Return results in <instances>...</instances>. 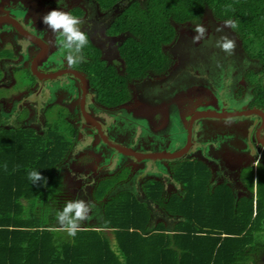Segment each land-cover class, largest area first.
Instances as JSON below:
<instances>
[{"label":"trees","instance_id":"trees-1","mask_svg":"<svg viewBox=\"0 0 264 264\" xmlns=\"http://www.w3.org/2000/svg\"><path fill=\"white\" fill-rule=\"evenodd\" d=\"M100 1L108 8L118 0ZM206 11L233 21L244 48L262 64L260 79L249 82L256 102L264 104V0H146L145 8L134 2L112 26L115 33L130 30L140 39L122 48L127 73L140 77L164 66L158 62L162 46L175 38L172 23L194 21ZM152 60L156 63H144ZM102 69V63H92L87 71L101 91L111 92H102L101 101L111 111L121 110L131 102L126 77L111 66ZM108 79L116 83L110 86ZM75 136L59 123L46 136L0 129V264H258L254 256L264 248V176L258 177L257 198L236 200L226 186L209 189L213 172L203 160L177 161L169 168L184 194L166 199L163 183L156 180L143 186L147 200L179 219L172 232L163 223L151 227L148 201L130 191L107 198L97 227L87 226L75 238L56 231V213L63 206L49 203L59 183L55 169ZM246 168L243 180L253 190L259 170ZM31 170L41 172L47 183L33 185ZM115 182L102 183L96 200L102 201Z\"/></svg>","mask_w":264,"mask_h":264},{"label":"flooded vegetation","instance_id":"flooded-vegetation-1","mask_svg":"<svg viewBox=\"0 0 264 264\" xmlns=\"http://www.w3.org/2000/svg\"><path fill=\"white\" fill-rule=\"evenodd\" d=\"M134 2H137L141 8L146 7V0H118L108 8L103 6L100 0H0V129H14L16 131L26 129L32 130L41 136H46L59 123L66 127L70 134L75 133L73 146L55 169V173L59 176V183L52 194L51 204L54 207L57 205L63 206L66 201L76 200L78 193L82 190L85 191L87 197V193H89L90 196L88 198L93 197L96 203L105 202L107 198L114 196L112 194L113 191L123 182L118 180L123 172H126L127 176L131 175L129 181H132L134 172H138L140 167L148 161L139 163L133 156H130L129 169L125 168L123 172L118 171L117 173L109 174L107 170L104 172L99 170V165L104 159L102 155L96 154L93 150L83 151L77 146V143L82 141L83 136L92 137L91 133L96 130V127L87 123L86 113L93 115L100 126L106 119L105 117L109 118L113 115L110 106L101 101L102 91L99 86L95 85L96 77L87 71L88 66L92 63H103L105 65L104 68L111 66L119 76L126 77V88L129 91V97L131 95L129 99L132 100L128 108H132L133 112H128L127 109H124L126 110L125 113H130L142 120L148 118L149 122L152 123L153 130H156L155 125L157 123H159L158 126L160 127L167 124V120L169 123L171 113L168 117L165 116V106L168 104H175L174 108L176 109L177 107L180 117L182 115L185 121L188 118V123L190 114L193 115V118L201 116L209 106L214 104L219 107L230 105L229 112L225 116L230 113H237L239 116L251 114L248 117L237 120V122L242 125L239 126L238 124V127H241V131L244 132L245 136L249 133L250 125L254 126V129L251 128V137H257V139L255 140V150L253 152L237 153L232 148H229L226 153L224 152L225 149H223V152L217 154L219 161L211 158L203 159L197 151L191 149L189 155L196 154L197 157L190 160H203L211 167L213 181H210V184H212H209V189L212 188L214 190L220 186H226L231 189L236 200L257 198L258 189L251 190L248 187V184L243 180L244 174L242 171L245 168L243 165L254 161L258 166V176L260 174L264 176V146L260 145V140H264V104L256 102L254 86L246 78L247 72L243 75V79L238 82L236 93L234 94L238 105L234 104L232 106L228 102H220L213 92L205 88H202L203 92L199 93V95H197V89L195 88L188 90L191 91L192 98L186 103L183 102L186 97L177 99L179 95H185L188 92L185 90H180L174 94V100L166 99L159 102H149L143 93L144 88L148 85L156 86L155 89L164 87L163 85L171 81L178 72L184 71L182 68L185 64L189 62L196 63L195 58L191 56V53L193 54L194 52L192 48L205 39L209 40L215 33H219L221 36L227 35L235 41V47L238 50L242 49L249 55L248 50L242 44L240 36L233 28H224L222 32H218L217 28L222 27L227 20L219 19L212 11L204 12L199 19L194 21L172 23L175 30V38L170 43L162 46V60L158 62L165 63V65L161 68H149L142 76H132V78L127 73L126 60L121 52L124 44L129 42L130 39L138 42H140V39L130 30L115 33L112 30V26L118 17ZM52 10L70 12L72 15L80 17L83 21L81 30L87 33L89 45L88 48L86 47L83 50L85 60L79 65L76 64L69 67L64 59V53L61 50L56 52L58 48L49 43L54 41L55 37L43 23L42 18ZM197 24L204 25L207 33L205 38L199 43H193L192 37L195 35L193 28ZM59 56L61 57L57 58L58 62L55 63L54 58ZM117 63H123V65L121 66V64ZM144 63H156V60ZM104 68L102 72L105 70ZM33 70L35 72L39 71L43 75H54L55 78L41 79L34 74ZM65 77L68 78L66 81L74 80L71 83L74 94L69 93L60 103L51 100L48 87L42 88L44 85L41 83L37 84V82H42L43 80L63 81ZM60 83L69 85L68 82ZM130 86L134 93H131ZM41 90L44 91L40 96L44 102L42 109L39 107L38 98L36 99L32 96V94L39 96ZM21 103H26L25 107L30 112V118L27 116L28 119H26V116H23L17 108ZM58 104L61 105L58 106ZM140 105H145L147 108H140ZM105 107L109 108V110H105ZM210 113L217 115L219 112L213 109V112ZM210 113L207 112L206 115H210ZM209 127L211 128L210 125ZM258 131L259 137L257 136ZM107 139L112 140L111 138ZM113 143L122 147L114 141ZM93 145L107 153L109 151L108 148H110L102 137L98 135L96 140L93 139ZM124 145L131 147L135 151L148 153L138 149L137 145ZM185 147L186 145L183 146V148ZM73 148L79 149L78 152L80 153L74 154ZM116 151L113 150V152ZM238 157L245 160L241 163ZM175 162L173 161L174 164ZM106 166H109V164ZM140 174L142 180H139V184L141 181L139 189L143 192V186L147 181L156 180L164 185L163 196L180 193L177 186L179 184L173 185L166 178L149 176L145 171ZM112 179L117 181L113 189L109 190L102 201L96 200L95 193L97 188L102 183L110 182ZM180 187L182 189L180 194H184V186L180 184ZM259 250V252H263L264 248ZM259 252L255 254L254 258L258 264H264V254L261 255L262 253Z\"/></svg>","mask_w":264,"mask_h":264},{"label":"rangeland","instance_id":"rangeland-1","mask_svg":"<svg viewBox=\"0 0 264 264\" xmlns=\"http://www.w3.org/2000/svg\"><path fill=\"white\" fill-rule=\"evenodd\" d=\"M63 4H64V1H63ZM220 37H221V35L219 33H215V34H213V36L209 40L205 39L199 45L193 47L192 50L194 52H193V54L191 53V56L193 58H195V60L197 62L196 63L189 62V63L185 64L184 67L182 68V69H184V71L178 72L175 75V77H173V79H171L172 82L171 81L166 82L163 85L164 87H159V89H157V88L155 89L156 86L153 87L152 85H148L147 87H145L143 93H144V97L146 98V100H148L149 102H159V101L166 100V99L167 100H174L175 96L173 98V95L176 94L178 91H180V90L188 91V90H192L194 88L197 89L196 93H198L197 95H199V93L203 92L202 88H205V89L213 92L214 96L216 98H218V100L220 102H228L232 106L234 104H237V101L235 100L236 97L234 94L236 93L238 82L241 79H243V75L245 74V72H247L246 75H248V78L246 75L245 76L248 80H249V78L253 82H255L256 80H259L260 78H257V75L259 77H260V75H259V72H257V70L261 69L262 64L260 63L259 60H257V58L249 56L247 53H245V51H243L242 49L238 50V48H236V47H235L232 55H228V54L224 53L221 49L216 47V42ZM27 44L28 43L26 41V45ZM59 51H60V49L56 50V52H59ZM60 57L61 56L54 58V62L57 63L58 62L57 58H60ZM117 64H121V66L123 65V63H117ZM102 65L104 68L105 65L103 63H102ZM252 71H254V73ZM67 79L68 78L65 77L63 81H57V80H55V81H44L43 80L42 82H40V81L37 82V84L41 83L42 85H44V86H42V88L48 87V90H50L51 100L56 101V103H58V102L60 103L61 101H63L64 97L69 95V93L74 94L73 86L71 84L72 81H74V80H71L69 82V81H66ZM60 82H68L69 85H66V84H63ZM108 83L111 86V84L116 83V81L113 79H108L107 84ZM105 90L106 89H104V91H102L103 94H104ZM130 91H131V93H134L131 86H130ZM43 92L44 91L41 90L39 96L32 94L33 98H36V99L38 98V101H39L38 103H39L40 109H42L44 106L43 105L44 102L42 101V97H40ZM190 92L191 91L186 92L185 95L184 94L179 95L177 97V99H179L180 97H183V98L186 97L185 100L183 101L184 103H186V101H188L192 98V94H190ZM105 93H111V92L109 90H106ZM196 93H194V94H196ZM130 97H131V95H130ZM131 102H132V100H131ZM131 102L128 105L124 106V108L121 110L111 111L112 113L114 112L112 115L113 116L112 118H117V116H118L117 114H120V115H122V117H120V121H123V119L125 117L127 119L126 121H128L132 127L136 128L137 131H140V136L137 138L145 139V144H149L152 146H156V145L160 144V140L162 139L161 138L162 134H160V133L164 132V134H165V128L166 127H167L169 132H175L174 131L175 125L180 123V115H179V112L177 111V107L175 109L174 108L175 104H168L167 106H165V109H166V115L165 116L168 117L171 113V116L169 118V123L167 120V124H164L165 128H162L156 134L157 131L153 130V126H152L151 122H149L147 120L145 121V120L136 118L134 115H131L130 113H127V114L125 113L124 109H127L128 112H133L132 108L131 109L128 108V106L131 105ZM25 104L26 103H21L20 105L17 106V108L20 110V112L23 114V116H26L25 118L28 119V118H30L31 115H30V112L26 109ZM60 105L58 104V106H60ZM61 107H63V106H61ZM143 107H146V106L140 105V108H143ZM105 110H107V109H105ZM105 110H103V111L108 113ZM214 111H215V109H214ZM104 112H101V113H104ZM27 116H29V117L27 118ZM105 118L108 119V117H105ZM187 121H188V118H187ZM12 123H15V122H12ZM165 123H166V119H165ZM123 125L115 128V129H118V133L119 132L125 133L126 131H128V130H124V128H126V127H122ZM111 127H113V126H111ZM183 128H185V127H183ZM120 129H122V130H120ZM177 131L181 132L180 126L178 127ZM111 132H112V129H110V131L107 134H109V136H110ZM229 136H231V137L229 138ZM235 138H238L239 142L247 143L246 138L243 135H234L233 133L228 132V131L224 132V133L219 131V132L211 133L210 138L205 139L203 141V144L205 147L208 148V152L211 153L210 154L211 157L213 159L217 160V154L220 151H222L226 145H229L233 150L238 151V148L235 147L237 145L234 143V141H236ZM150 139L152 140V142L147 143ZM185 140H186V137L184 138V142H185ZM184 142L182 141L183 144H184ZM133 143H135L133 138H130L129 141H127V144L133 145ZM124 144H126V142ZM92 145H93V138L90 136H83L82 141H79V143H77V146L80 149H83V151L91 150L90 147ZM167 147H170V146H162V147H159L157 150H154L155 148L151 147L152 150H148L147 152H149V153H152L155 151L163 152L164 150H166ZM161 148H164V150ZM176 148L177 147H175V146H171L169 149H170V151H175ZM73 149H74V154L80 153V152H78L79 149L78 150H77V148H73ZM75 151H77V152H75ZM228 151L229 150H227L226 152H228ZM105 153H107V152H105ZM206 153L207 152H204V155L207 156ZM87 154H89V153H87ZM96 154L101 155L100 153H96ZM118 154L119 153L117 151L116 152L108 151L107 155H108V159L109 158L110 159L109 160L103 159L99 165V170L101 172H104L105 170H107V173H109V174H114V173H117L118 171H121V170L123 172V170H125V167H124L125 164L124 163L128 162V158L124 157L122 155H120L121 156L120 157ZM232 156L236 157L235 155H232ZM196 157H197L196 154H193L192 156H190L191 159L196 158ZM238 158H239L238 160H240L239 162H241V163L243 160H245V159H241L240 157H238ZM203 159H206V157L204 156ZM107 164H109V166H106ZM251 164H255V162L254 161L247 162L245 165H243L245 167L244 169H247L246 166H251ZM146 165H147L148 169L145 170V172L148 173L149 176L156 177V178L159 177L162 179H165L168 177L169 180L172 178V173L169 169L170 167L173 168L175 166L172 160H149ZM56 172H57V170H56ZM135 174H137V172H135L134 175ZM108 176H110V175H108ZM130 176H127L126 172H123L122 176L119 177V179L123 182H121V184H119L117 186V188L113 191L112 194L116 195L119 192L121 193V192H125V191H130V192H133L134 194H137V192L140 188V185H141V181L139 184V180H142V176L137 174L135 177H133L132 181H129ZM104 177H106V176H104ZM177 186L179 187V192L181 193L182 189H181L180 185H177ZM87 194L89 197L90 194L89 193H87ZM88 197L86 196V193L84 190L80 191L78 193V196H77V199H83L85 201H93L96 205V209L92 213V219L85 221L82 226L83 227H87V226L97 227L102 222V218H103L102 206H103L104 201H102L101 203L100 202L96 203L93 197H91V198H88ZM163 197L167 198L168 196H163ZM140 199L147 200L146 196L142 197ZM147 201H148L149 207L151 205L150 209L152 211L153 225H151V227L156 226V224L158 222H164L167 224L166 226L168 227V229L172 230L174 227V224L176 223V221H178V218L170 216L164 210V208L162 206H159L157 203H153L150 200H147ZM49 202L51 203L50 200H49ZM63 206H64V204H63ZM97 229H100V228H97ZM257 251L259 252L260 250L258 249ZM259 253H262L261 255H263L264 251L263 252L261 251Z\"/></svg>","mask_w":264,"mask_h":264},{"label":"water","instance_id":"water-1","mask_svg":"<svg viewBox=\"0 0 264 264\" xmlns=\"http://www.w3.org/2000/svg\"><path fill=\"white\" fill-rule=\"evenodd\" d=\"M34 74L37 75V77L41 78V79H52L55 78L54 75H43L42 73H40L39 71L35 72L33 70ZM237 101V100H236ZM229 107L230 105H222L221 107L217 106V105H211L209 106V108L204 112V114H201V116H197L196 118H193V115L190 114L188 117L190 118V121L188 123V121H185V119L183 118V116L181 115L180 117V123L175 125L174 127V131L175 132H169L168 129H165V134L164 132H161L160 134H162V139L160 140V144L156 145V146H152L149 144H145V139L142 138H137L140 136V131H137L136 128L132 127L128 121H126L127 119L124 117L123 121H120V117H122V115L117 114V118H112L113 116H110L108 119H105L102 126H100L99 122L97 119H95L93 117V115L86 113V120L87 123L89 125H92L94 127H96V130L93 131L91 133L92 138L94 140H96L97 135L101 136L102 139L109 145L110 148H108L109 151H113V150H117L119 152V156L122 155L124 157L128 158V162H125L124 167L126 169H129V162L130 156H133L134 159L136 161H138L139 163L142 161H149V160H172V161H181V160H188L191 159L190 155H189V151L191 150H195L198 152V154L201 155V157L205 156L206 159H213L211 157V153L208 152V148L204 146L203 141L205 139H209L210 138V133L213 132H231L234 135H243L246 138L247 143H242L238 141V138H235L236 141H234V143L237 145L235 147L238 148V151L235 152H253L255 150V140L257 139V137H251L250 134H252L251 128L254 129V126L251 124L250 128H249V133L245 136L244 132L241 131V127L242 126L240 123L237 122V120H240L243 117H248L251 114H246L244 116H239L237 113H230L228 114V116H225L228 112H229ZM213 109H216L218 113L217 115L212 114L210 112H213ZM126 111V110H124ZM209 112L210 115H206V113ZM181 114V112H180ZM140 119V118H139ZM110 120V121H109ZM147 121L148 118H146ZM145 120V121H146ZM124 124V125H123ZM123 125L122 127H126L124 128V130H128L125 133L124 132H119L118 133V129H115L116 127H119ZM209 125L211 126V128L209 127ZM113 126V127H111ZM180 126V131L178 130V127ZM185 127V128H183ZM110 129H112L111 135L109 136V134H107ZM252 129V130H253ZM122 130V129H120ZM161 130V129H160ZM156 134L158 133L159 130H156ZM227 135V134H226ZM257 136L259 137V131L257 133ZM186 137V140L184 142V138ZM231 136H229L230 138ZM107 138H111L112 140H109ZM130 138H133L134 142L133 146H138V149L143 150V152H146L148 150H152L151 147H154V150H157L159 147L162 146H175L177 147L175 151H163V152H153V153H141L138 151H135L134 149H132L131 147H127L126 145H124L123 143L127 141H129ZM164 138V139H163ZM183 139V140H182ZM116 142L120 146L114 145ZM182 141L184 142V144L182 143ZM152 142V140L150 139L147 143ZM130 145V144H129ZM186 145L185 148H183V146ZM260 145L264 146V140H260ZM132 146V145H130ZM125 147V148H124ZM91 150H93V152L95 153H100L101 155L104 157V160H109L108 159V155L107 153H105V151L103 149H98L96 148V145H92ZM229 148H231L229 145L225 146V151L229 150ZM113 149V150H111ZM233 150V149H232ZM90 151V150H89ZM257 151V150H256ZM138 152V153H137ZM204 152H207V156L204 155ZM222 151H220L218 154H220ZM121 157V156H120ZM217 160L219 161L220 159L217 157ZM147 164V163H146ZM143 165L142 167H140V169L138 170L137 174L141 175V172H144L145 170L148 169L147 165ZM123 169V168H122ZM124 171V170H123ZM122 172V170H121ZM135 173V172H134ZM137 174H133V177H135Z\"/></svg>","mask_w":264,"mask_h":264},{"label":"clouds","instance_id":"clouds-1","mask_svg":"<svg viewBox=\"0 0 264 264\" xmlns=\"http://www.w3.org/2000/svg\"><path fill=\"white\" fill-rule=\"evenodd\" d=\"M42 19L55 37L54 41L49 43L64 53V59L68 66L84 62L83 50L87 47L89 38L87 33L81 30L82 19L62 10H52ZM234 27V22L227 20L222 27L217 28V31L222 32L224 28ZM193 32L195 35L192 37V42L199 43L205 38L207 29L204 25L197 24L194 26ZM235 46V41L227 35L221 36L216 42V47L228 55L233 54ZM28 179L36 186H39L41 181L47 183V179L36 170L29 171ZM95 209L96 205L93 201L83 199L66 201L63 208L56 213L57 226L55 230L65 232L69 237L75 238L83 223L92 219Z\"/></svg>","mask_w":264,"mask_h":264},{"label":"crops","instance_id":"crops-1","mask_svg":"<svg viewBox=\"0 0 264 264\" xmlns=\"http://www.w3.org/2000/svg\"><path fill=\"white\" fill-rule=\"evenodd\" d=\"M139 118V117H138ZM159 125V123H157V125H155V128H156V130H160V129H162V128H165L164 126L162 127H160V126H158ZM167 128V127H166ZM165 128V129H166ZM165 148V147H164ZM164 148H161V149H163L164 150ZM170 147H167L166 148V150H164V151H170V149H169ZM259 151H261V150H259ZM156 152H158V151H156ZM153 153V152H152ZM227 153V152H226ZM190 160V159H189ZM181 161H185V160H181ZM187 161V160H186ZM177 162V161H176ZM258 174H255L254 175V186H255V188L254 189H257V185H258ZM169 180V178L167 177L166 178V180ZM171 180V181H170ZM168 182L169 183H172L173 185H175V184H179L180 185V183H177L173 178H171ZM211 185V184H210ZM139 198H142V197H145V194H144V192L142 191V190H140L139 189V192H137V194H136ZM170 196H168L166 199H168ZM153 203H155V202H153ZM151 204V203H150ZM150 207H151V205H150ZM102 214H103V207H102ZM179 220V219H178ZM159 223H163L164 225H167L166 223H164V222H158L156 225H158ZM176 223H177V221H176ZM175 223V224H176ZM174 224V225H175ZM149 225H153V221H152V218H151V222H150V224ZM91 227V226H90ZM83 228H85V227H81V229H83ZM168 228V227H167ZM174 228V227H173ZM170 232H172L173 231V229L172 230H169Z\"/></svg>","mask_w":264,"mask_h":264},{"label":"bare ground","instance_id":"bare-ground-1","mask_svg":"<svg viewBox=\"0 0 264 264\" xmlns=\"http://www.w3.org/2000/svg\"><path fill=\"white\" fill-rule=\"evenodd\" d=\"M127 105H128V104H127ZM253 165L256 166V169H258V168H257V167H258V166H257V163H255V164H253ZM256 172H257V170H256Z\"/></svg>","mask_w":264,"mask_h":264}]
</instances>
